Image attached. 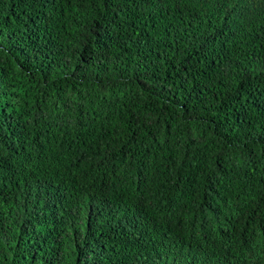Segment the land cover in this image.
Instances as JSON below:
<instances>
[{"label":"trees","instance_id":"1","mask_svg":"<svg viewBox=\"0 0 264 264\" xmlns=\"http://www.w3.org/2000/svg\"><path fill=\"white\" fill-rule=\"evenodd\" d=\"M0 264H264V0H0Z\"/></svg>","mask_w":264,"mask_h":264}]
</instances>
